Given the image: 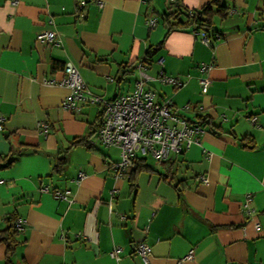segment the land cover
<instances>
[{"label":"crops","instance_id":"obj_1","mask_svg":"<svg viewBox=\"0 0 264 264\" xmlns=\"http://www.w3.org/2000/svg\"><path fill=\"white\" fill-rule=\"evenodd\" d=\"M80 1L0 0V156L15 158L0 166V228L8 216L24 219L14 263L143 264L135 244L144 240L148 264H264V0H223L225 15L213 20L220 37L210 45L189 28L166 33L162 14L174 2ZM176 1L200 8L208 0ZM43 30H55L60 45L38 41ZM159 56L164 73L184 83L152 80L155 99L191 104L184 114L206 116L204 132L164 161L141 159L154 170L129 168L115 178L107 165L119 148L96 136L102 105L65 109L68 88L43 78L59 81L70 61L109 99L133 89L140 63L157 75ZM210 61L202 94L197 65ZM74 137L85 143L72 145ZM4 256L0 242V264Z\"/></svg>","mask_w":264,"mask_h":264},{"label":"built area","instance_id":"obj_2","mask_svg":"<svg viewBox=\"0 0 264 264\" xmlns=\"http://www.w3.org/2000/svg\"><path fill=\"white\" fill-rule=\"evenodd\" d=\"M16 3V0H10ZM175 2L176 0H168ZM84 1H80L81 7ZM157 20L155 16H148L146 24L149 28L155 26ZM204 43L210 45L213 40L204 32L199 33ZM215 34V39L219 38ZM38 41H45L55 45H60L56 39L55 30H43L36 34ZM161 67L157 75L152 76L147 73L145 65L139 64L138 77L133 89L126 93H120L112 98L105 99L92 92L81 77L77 67L70 61L63 66V76L59 81L52 78H43L48 84L58 83L68 88V94L62 101L65 109H78L81 105L89 103H100L102 105L99 122L96 128V136L104 147L115 146L119 148V159L111 161L107 169L113 177H123L129 168L136 166L137 162L143 158H150L156 162H161L170 157L171 154H178L184 151L193 143H200V135L204 129L196 120L188 119L184 112L194 107L186 103L182 106H175L171 97H166L161 101L155 99V92L150 86L154 79L164 84H171L174 87L183 85L184 81L176 76L167 75L162 69L163 56L156 59ZM214 63L200 62L197 65L199 74L197 76L200 92L205 94L211 83L209 72ZM203 106L200 104L196 111H200ZM254 118H252V121ZM2 118L0 117V128ZM37 126L46 131L47 124L39 121ZM83 172H79L77 178H81ZM201 181H207L204 174L199 176ZM43 190H48L44 186ZM57 198L70 200L68 191L54 190ZM24 225L23 218H17L15 226L21 230ZM120 246L115 245L110 250V255L117 258ZM135 251L139 255L143 264H148L150 260L151 246L144 240H139L135 244ZM192 256L190 249L185 257Z\"/></svg>","mask_w":264,"mask_h":264},{"label":"trees","instance_id":"obj_3","mask_svg":"<svg viewBox=\"0 0 264 264\" xmlns=\"http://www.w3.org/2000/svg\"><path fill=\"white\" fill-rule=\"evenodd\" d=\"M227 7L228 5L223 0H208L200 8H188L175 1L173 10L166 11L162 14V19L167 27L166 33L173 29L189 28L195 33L204 32L211 40H214L215 34L218 33L213 28L214 16H224ZM155 49L156 48L153 47L148 48L146 55L152 56L156 51ZM196 121L202 125L206 122V116L197 115ZM81 142H84V138L74 137L71 143L73 145ZM14 159L15 158L13 154H9L8 156H0V166H9L12 164ZM64 163L65 158H62V160L60 159V161H58L54 167H61V165L63 166ZM142 169L154 170L143 160H139L136 166L133 167L131 175ZM164 176L167 177L166 174H164ZM132 185L136 187L135 182H133ZM15 221L16 219H14L13 216H8L5 218V226L0 228V242L4 243L5 245L4 264H15L13 255L15 248L19 243L18 234L21 231L15 226Z\"/></svg>","mask_w":264,"mask_h":264},{"label":"rangeland","instance_id":"obj_4","mask_svg":"<svg viewBox=\"0 0 264 264\" xmlns=\"http://www.w3.org/2000/svg\"><path fill=\"white\" fill-rule=\"evenodd\" d=\"M149 162H150V163H152V164L154 163V161H153V160H151V159H149Z\"/></svg>","mask_w":264,"mask_h":264}]
</instances>
